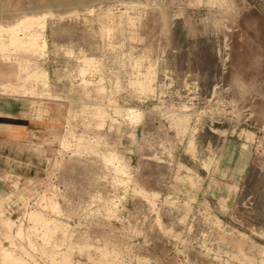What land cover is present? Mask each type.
<instances>
[{
  "label": "rangeland",
  "instance_id": "obj_1",
  "mask_svg": "<svg viewBox=\"0 0 264 264\" xmlns=\"http://www.w3.org/2000/svg\"><path fill=\"white\" fill-rule=\"evenodd\" d=\"M253 4L0 0L2 24L45 14L47 43L0 57V100L28 134L0 173L14 222L8 237L0 224V245L25 264H264V21ZM33 69L48 72L46 87ZM33 211L56 222L51 234Z\"/></svg>",
  "mask_w": 264,
  "mask_h": 264
},
{
  "label": "bare ground",
  "instance_id": "obj_2",
  "mask_svg": "<svg viewBox=\"0 0 264 264\" xmlns=\"http://www.w3.org/2000/svg\"><path fill=\"white\" fill-rule=\"evenodd\" d=\"M44 27H45V14L44 15L43 14L42 15L41 14H39V15H35V14L24 15V16L20 17L19 19L15 20L14 22L7 23V24L0 23V57L7 58V57H9V55L11 53L17 52L19 50H28V51H31V53L32 52L33 53H43V52H45V49L47 47V43H46V40H45L44 35H43ZM103 33H104V31H103ZM108 33H110L109 30L107 31V34ZM90 58H92V57H89V59H87V58L85 59L87 64H89V62L91 61ZM27 77H31V78H34V80L36 79V80L42 82V84L45 85V87H46V85L48 83V72L45 69H37V70L33 69L31 71H28ZM146 79H148V78H146ZM149 79H150V76H149ZM134 80H137V78L134 79ZM143 80H145V79H143ZM132 83L137 85L138 88L140 87L142 91L148 90L151 87L149 81H147V80L146 81H140V79H139L138 81H135V82H132ZM5 85L7 87V84H5ZM151 89L149 91H151ZM99 107H101V106H99ZM101 108L95 107L94 108V110H95L94 114H96L100 118L104 119V117H106V114H108V113L107 112L105 113L103 108L102 109ZM122 110L127 115H130L131 117L132 116H137L139 114V110L134 108V107H125ZM185 125H186V120H185V117H183L182 127L183 126L185 127ZM193 141H195V140H193ZM191 146H193V147H191V150H193L194 144L191 145ZM194 150L196 151V149H194ZM109 161H111V158H110V160H107V162H109ZM113 161H114V159H113ZM211 161L212 160H210L209 163H211ZM209 165H207V166H209ZM188 178L190 179V176L187 177V179ZM191 179H192V177H191ZM193 181H191V182H193ZM35 211H37V210H35ZM35 211L32 212L31 219L33 221H37L40 224V226L44 227L51 234L53 232V230H55V228H56V225H57L56 222H51V221L45 220V218L40 220L38 212H35ZM0 224H3L4 228H5V232H4L3 236L4 237H8L10 235V231L13 229L14 222L12 220H7V219L4 218L3 210H1V212H0ZM229 232H231V231H229ZM22 233H23V228L19 227L18 231H17V234H22ZM233 233H234V236H235L236 231L232 232V235H233ZM227 234H230V233L227 232ZM237 235L238 234H236V236ZM239 237H240L239 240L238 241L236 240L237 243L241 239V236H239ZM41 239L44 241L46 239V236L41 237ZM243 239H241L240 243L242 242ZM244 242H246V241H244ZM245 244L246 243H244V245ZM30 245L34 246V242H30ZM242 245H243V243H242ZM51 257L54 258V254H51ZM249 258H250L249 262L246 263V264H254L255 261L250 262V261H252L253 258L252 259H251V257H249ZM63 259H64V261H66L67 260V256L64 255ZM0 260L4 264H25V262H26L23 258H21L19 255H17L13 249L8 248V247H4L2 245H0Z\"/></svg>",
  "mask_w": 264,
  "mask_h": 264
},
{
  "label": "crops",
  "instance_id": "obj_3",
  "mask_svg": "<svg viewBox=\"0 0 264 264\" xmlns=\"http://www.w3.org/2000/svg\"><path fill=\"white\" fill-rule=\"evenodd\" d=\"M252 2H254L252 7L264 21V0H252ZM6 105L7 103L0 100V173H5L9 165L19 161L17 157L22 155L17 154V150L28 138L26 127L20 120L21 117Z\"/></svg>",
  "mask_w": 264,
  "mask_h": 264
}]
</instances>
